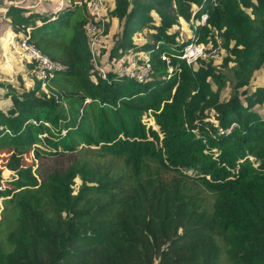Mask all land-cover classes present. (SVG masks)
Listing matches in <instances>:
<instances>
[{
    "label": "trees",
    "instance_id": "1",
    "mask_svg": "<svg viewBox=\"0 0 264 264\" xmlns=\"http://www.w3.org/2000/svg\"><path fill=\"white\" fill-rule=\"evenodd\" d=\"M36 1L0 0V37L11 30L60 66L28 87L0 80L14 173L0 187V264H264V84L246 90L264 68V0H109L121 31L108 58L142 52L141 81L90 63V0ZM181 21L195 22L184 38ZM189 42L218 46L219 64L186 65ZM41 142L36 158L66 164L37 181L24 155Z\"/></svg>",
    "mask_w": 264,
    "mask_h": 264
},
{
    "label": "rangeland",
    "instance_id": "2",
    "mask_svg": "<svg viewBox=\"0 0 264 264\" xmlns=\"http://www.w3.org/2000/svg\"><path fill=\"white\" fill-rule=\"evenodd\" d=\"M20 1H23V5L25 6L27 5V7L33 4L31 0H20ZM51 1L52 0H38L34 3V6L37 7L40 5L39 7H42V11H45L49 8ZM57 1H60V0H57ZM108 4L110 8L111 2L109 1ZM106 15H107L106 16L107 23L104 25V31L102 32V38L99 40V43H100L99 45L101 46L100 48L101 61L100 63L99 62L98 63L100 66H105L107 62L110 63L109 62L110 59L108 58V56H110V50L112 49L111 47L116 45L117 40H118L117 38L118 34L121 31V22H118L117 20H115V18H110L107 13ZM153 16L155 17L157 21L158 17L155 14H153ZM193 23L195 22L194 21L192 22L181 21L179 25L174 27V29H177L179 33H181V36L184 38L185 36L190 35L191 28H192L191 25ZM2 31L4 32V29H2ZM3 32L0 37V80L5 83H10V84L22 83L25 87H28L29 85L33 83V80H35L36 78L37 79H40V78H38L36 74H35L36 77H33L32 79L26 76L27 70L30 68V65H33V64L29 63V61L25 60L19 54L17 47H16V43H15L16 41L15 35L13 34V32L7 29L4 33ZM146 33L147 32L144 31V33L142 34L134 35L133 38H131L132 42L137 43V42L144 41L145 39H147ZM139 55H143L142 52H137L134 49L130 48L129 50H126V49L122 50V53L120 54L119 53L117 54L116 52V54H113L111 58L120 60V59L129 58L132 56H139ZM220 59H221V56H219L218 59L213 61L215 62V65L219 64ZM109 71L113 72V69H110ZM116 73L121 76L119 72H116ZM97 74H98V71H97ZM128 74H130V72ZM255 81L264 84V68H261L254 72L253 77L250 80L249 84L246 85V90H249V87L252 84L256 83ZM42 89L43 91L47 90L46 87H42ZM228 91H229L228 87L223 89L221 92V96L226 97ZM0 95H1V90H0ZM5 101L7 100L0 98V107H2L3 109L7 105ZM258 109L260 110V112H262L261 108H258ZM141 121L142 123H144L145 127L150 126L157 130V126L156 125L154 126L152 124L153 120L150 117L149 112L148 114L142 115ZM36 148L39 149L40 151L47 150L45 143L43 142L32 145L31 148H29L27 153H25L24 155V164L30 166V170L32 174L36 177L37 181H39L38 173L41 172L40 170L45 168L46 165L49 164V169H52V168H61L62 166L66 164L65 161L60 160L62 158H58L59 161L57 163H55L56 161H50L49 157L45 154H41L39 158H36L34 156V149ZM9 154H10V150H7V149L0 150V176H2L3 178V179H0V187H4L5 185L4 179H8L9 177L14 176V173L5 167V161ZM250 160H253V158L250 157ZM161 177L165 180H169L170 177H173V176L168 175L165 172H162ZM1 207H2V203L0 200V208ZM219 263L224 264L223 258H219Z\"/></svg>",
    "mask_w": 264,
    "mask_h": 264
},
{
    "label": "built area",
    "instance_id": "3",
    "mask_svg": "<svg viewBox=\"0 0 264 264\" xmlns=\"http://www.w3.org/2000/svg\"><path fill=\"white\" fill-rule=\"evenodd\" d=\"M109 0H90L87 6V20L83 25V34L85 36V43L90 54V63L98 71L101 78H105L110 69L113 72H119L121 75H131L137 81L143 80L149 69L146 57L144 55L132 56L124 59H110V63L105 66H100V43L104 25L107 21L106 13L109 10ZM205 21V15H201L199 22ZM17 50L19 54L29 63H32L36 75L42 79L45 76H52L53 70H59L60 66L56 62L50 60L42 55L34 46L29 44L25 37L19 38L17 42ZM221 49L218 46H206L202 42H189L182 49L179 54V59L186 65H192L197 59L205 58L212 61L220 56ZM143 54V53H142ZM163 56V55H162ZM142 59L137 62V60ZM167 62V59L165 58ZM99 62V63H98ZM112 66V67H111ZM170 71V69H168ZM130 72V74H128ZM41 86L45 87L46 82H41Z\"/></svg>",
    "mask_w": 264,
    "mask_h": 264
},
{
    "label": "crops",
    "instance_id": "4",
    "mask_svg": "<svg viewBox=\"0 0 264 264\" xmlns=\"http://www.w3.org/2000/svg\"><path fill=\"white\" fill-rule=\"evenodd\" d=\"M59 3H61V0L60 1H58ZM8 32V31H7ZM17 52V51H16Z\"/></svg>",
    "mask_w": 264,
    "mask_h": 264
}]
</instances>
